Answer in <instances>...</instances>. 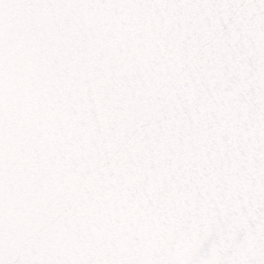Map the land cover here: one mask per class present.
<instances>
[{"label":"snow or ice","instance_id":"obj_1","mask_svg":"<svg viewBox=\"0 0 264 264\" xmlns=\"http://www.w3.org/2000/svg\"><path fill=\"white\" fill-rule=\"evenodd\" d=\"M0 264H264V0H0Z\"/></svg>","mask_w":264,"mask_h":264}]
</instances>
